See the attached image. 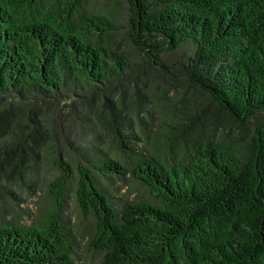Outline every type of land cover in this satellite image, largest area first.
Here are the masks:
<instances>
[{
  "label": "trees",
  "instance_id": "16d2710c",
  "mask_svg": "<svg viewBox=\"0 0 264 264\" xmlns=\"http://www.w3.org/2000/svg\"><path fill=\"white\" fill-rule=\"evenodd\" d=\"M125 4L0 0V197L47 199L0 264H88L69 191L95 264H264V0Z\"/></svg>",
  "mask_w": 264,
  "mask_h": 264
},
{
  "label": "rangeland",
  "instance_id": "374dc122",
  "mask_svg": "<svg viewBox=\"0 0 264 264\" xmlns=\"http://www.w3.org/2000/svg\"><path fill=\"white\" fill-rule=\"evenodd\" d=\"M118 1L124 6L126 5L125 0ZM198 94L197 99L199 98L203 101L202 104L204 107H208L210 100L207 97L204 99L200 93ZM190 97H194V94L190 95ZM50 164V162H45V168L41 171L42 175L45 174L46 179L51 176ZM111 183L110 191L111 193L113 192L115 200L119 205L124 201L137 200L140 197L148 195L146 187L136 184V182L134 183L131 180H117ZM45 184V181H41L39 186L44 188ZM10 188L12 187L10 186ZM41 188H37L34 192L16 189L17 194L9 195L5 198L0 197V220L15 219L26 224L33 223L34 219L39 215L41 207L45 205L47 200ZM3 190L7 191L8 187L7 190L5 188ZM62 216L76 239L75 258L78 261H85L88 264L97 263L100 254L89 245L92 233L91 218L78 208L72 191H69L64 197V201L62 202Z\"/></svg>",
  "mask_w": 264,
  "mask_h": 264
}]
</instances>
